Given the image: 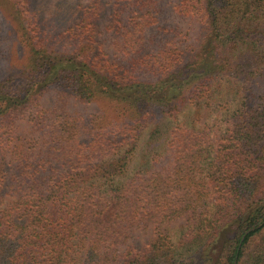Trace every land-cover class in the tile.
<instances>
[{
  "label": "trees",
  "instance_id": "trees-1",
  "mask_svg": "<svg viewBox=\"0 0 264 264\" xmlns=\"http://www.w3.org/2000/svg\"><path fill=\"white\" fill-rule=\"evenodd\" d=\"M0 9L27 51L0 79V264H264V0H177L190 50L159 0L61 3L59 25ZM219 78L241 84L229 134L179 126L161 152L157 126L134 166L143 131Z\"/></svg>",
  "mask_w": 264,
  "mask_h": 264
},
{
  "label": "rangeland",
  "instance_id": "rangeland-1",
  "mask_svg": "<svg viewBox=\"0 0 264 264\" xmlns=\"http://www.w3.org/2000/svg\"><path fill=\"white\" fill-rule=\"evenodd\" d=\"M78 1L80 0H34L35 6L41 10L43 18L50 24L56 23V25L63 23L65 18L61 17L58 13L59 5L61 3L64 5H73ZM176 1L177 0H159L160 4L164 7L163 21H165V25H179V34L177 32H172L171 34L177 36L176 45L187 47V49L190 50L189 46L194 47V45H197L199 42L201 26L191 18L176 17L175 13H173ZM0 32L2 34V52L11 59L9 61L3 60L0 63V79H2L10 73L15 64L17 65L25 60L27 51L21 44L18 33L16 32L15 23L1 9ZM112 37L110 33H104L101 38L108 51L114 54ZM238 85L241 84H234L227 78L216 79L212 81L209 92L198 101L184 105L176 117H162L157 123L151 124L149 128L145 129L142 133V138L138 146L139 153L133 159L134 166L140 163V155L143 148L147 147L150 143L151 131L156 129L157 126H161L163 127L162 129H164V134L158 136V149L161 152L164 151L165 139H167V137L171 135V132L179 126L195 128L208 127L213 137L229 134V129L233 126L234 113L239 109L242 103V93ZM255 92L258 94L263 92L260 85H255ZM50 98L49 100H51ZM183 224L181 220L165 225L174 241L179 240L180 234L183 231ZM147 238V235H142L139 242L141 243V240L144 241V239ZM259 242L260 241H256L254 246Z\"/></svg>",
  "mask_w": 264,
  "mask_h": 264
},
{
  "label": "water",
  "instance_id": "water-1",
  "mask_svg": "<svg viewBox=\"0 0 264 264\" xmlns=\"http://www.w3.org/2000/svg\"><path fill=\"white\" fill-rule=\"evenodd\" d=\"M259 227H261V225H257L256 227L251 228L249 231H247V233H248V232H251V231H254L255 229H257V228H259ZM247 233H246V234H247Z\"/></svg>",
  "mask_w": 264,
  "mask_h": 264
}]
</instances>
